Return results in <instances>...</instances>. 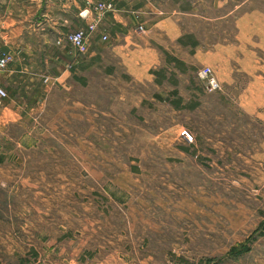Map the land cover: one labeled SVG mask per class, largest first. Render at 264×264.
I'll list each match as a JSON object with an SVG mask.
<instances>
[{"label": "rangeland", "instance_id": "374dc122", "mask_svg": "<svg viewBox=\"0 0 264 264\" xmlns=\"http://www.w3.org/2000/svg\"><path fill=\"white\" fill-rule=\"evenodd\" d=\"M191 1L178 24L193 30L194 49L176 92L147 80L85 89L75 108L46 114L45 130L0 139L42 143L34 156L74 174L61 201L80 218L75 238L95 229L94 250L120 237L122 260L80 264H264V0ZM155 51L145 61H162ZM205 66L220 90L198 78ZM0 232V264H40L30 247L8 246L12 230Z\"/></svg>", "mask_w": 264, "mask_h": 264}, {"label": "crops", "instance_id": "0c3cea01", "mask_svg": "<svg viewBox=\"0 0 264 264\" xmlns=\"http://www.w3.org/2000/svg\"><path fill=\"white\" fill-rule=\"evenodd\" d=\"M98 1H111L114 9L99 14L90 8ZM188 15H193L191 0H0V49L12 54L0 70V87L6 92L0 105V139L45 130L46 114L58 117L66 106L75 108L85 89L96 95L99 87L108 93L110 85L147 80L167 93L176 92L188 78V56L194 49L193 30L182 31L178 24ZM91 22L95 30L88 35L86 52L76 53L64 36ZM156 46L165 50L162 61H145V56L158 55ZM38 146L44 145L0 140V231L12 230L8 246L30 247L33 258H42L40 264H80L114 256L122 260L116 250L119 236L109 245L98 242L94 250L88 237L95 229L75 238L81 234L74 228L80 218L71 220L61 201L64 183L74 180V174H66L63 164L34 156ZM50 198L56 199L55 205ZM54 224L63 230L50 237ZM3 240L0 234V261ZM87 245L92 251L84 250V255ZM2 261L14 264L11 257Z\"/></svg>", "mask_w": 264, "mask_h": 264}, {"label": "built area", "instance_id": "2783aa9c", "mask_svg": "<svg viewBox=\"0 0 264 264\" xmlns=\"http://www.w3.org/2000/svg\"><path fill=\"white\" fill-rule=\"evenodd\" d=\"M92 10L97 11V13L102 14L105 12H110L114 9L113 3L111 1H98L90 5ZM83 11L80 12V14ZM142 28L137 25V30L140 31ZM95 30V23H88L84 28H78L73 31H69L65 34L64 40L76 51V53L83 54L86 52V42L88 35ZM100 39L105 40L106 35L100 34ZM12 61V54L8 51H2L0 49V70H3ZM198 78L203 82L205 89L207 91L220 90V83L218 79L214 76L211 68L209 66L202 67L197 72ZM46 78L43 79L45 81ZM6 97L5 90L0 87V105L3 99ZM181 135H184L187 139L192 140L191 135L187 130H183Z\"/></svg>", "mask_w": 264, "mask_h": 264}]
</instances>
